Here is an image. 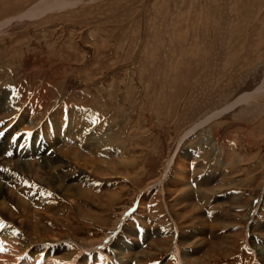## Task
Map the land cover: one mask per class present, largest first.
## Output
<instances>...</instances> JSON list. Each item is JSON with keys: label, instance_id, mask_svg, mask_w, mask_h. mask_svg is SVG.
I'll use <instances>...</instances> for the list:
<instances>
[{"label": "rangeland", "instance_id": "rangeland-1", "mask_svg": "<svg viewBox=\"0 0 264 264\" xmlns=\"http://www.w3.org/2000/svg\"><path fill=\"white\" fill-rule=\"evenodd\" d=\"M62 1L66 6L56 5ZM46 6L37 18L0 28V184L6 186L0 190V258L9 253L15 264H31L36 250L47 253L45 264H180L181 258L187 264H264L255 251H264V89L180 140L193 124L264 81V0H0V22ZM221 141L231 175L244 173L245 179L216 181L212 221L195 199L180 208L187 183L177 197L163 195L160 181L145 189L175 152L174 161L206 153L212 160L222 152ZM232 142L240 145V160L231 159ZM69 150L84 151L96 170ZM126 157L131 166L119 167ZM107 164L121 175L107 171ZM91 179L97 204L109 203L104 192L124 188L103 210L84 206L74 195L89 189ZM152 191L160 198L159 216L146 211ZM138 197L141 221L154 217L166 231L176 222L182 243L173 234L170 249L168 237L145 223L149 244H139L125 211ZM109 235L104 247L87 249ZM212 243L217 252L205 259ZM115 247L120 254L111 252Z\"/></svg>", "mask_w": 264, "mask_h": 264}, {"label": "crops", "instance_id": "crops-1", "mask_svg": "<svg viewBox=\"0 0 264 264\" xmlns=\"http://www.w3.org/2000/svg\"><path fill=\"white\" fill-rule=\"evenodd\" d=\"M208 124V123H207ZM202 144L204 145H207L208 143H206L205 141H203L202 142ZM202 144H201V146H202ZM225 143H223V141H221V146H222V152L219 154L218 153V157H215V158H212V160H210V159H208V157H209V155H208V153H206V154H203L202 155V157H200V155H197V156H193L192 158H189L188 156H184V158H185V161H186V170H184V172H183V174H185V176H186V178H187V180H186V182L184 183V184H188V187H186V191H185V193H183V195H184V197L182 196V197H180V203H181V205H180V208H182V206L183 207H189V206H191V205H185V204H189V203H187V201L188 202H190V203H192L193 201H194V199L195 200H197L199 203H200V205H198L199 207H201V209H202V211H203V217L206 219V218H209L208 220H206V222H209V221H212L211 219L212 218H216L217 217V215H214V213L215 212H217L218 210L216 209H213L211 206V204L213 203V200L218 196L217 194H219V193H214V191L216 190V187H218V185H217V180L218 181H220V182H223L224 184H226V183H229L230 184V181H232V180H239V179H241L242 177H243V179H245V174L243 173H241V174H238V175H231V173H232V170H233V168H232V165H231V163H232V161H226L227 160V154H226V152H225ZM238 144L235 142H232V148H233V156H231V159L233 160V161H236V160H240L241 159V151H237V148L240 146H237ZM206 147V146H205ZM201 150H203L202 148H200ZM231 150V149H230ZM125 151L126 152H129L130 153V151L131 150H129V149H125ZM97 155V154H96ZM220 155H221V158H220ZM205 156V157H204ZM171 157V156H170ZM169 157V158H170ZM169 158H168V160H169ZM188 158V159H187ZM128 159V157H126L125 158V161H122V160H119L118 162H117V164L119 165V167H126V168H129V166H131V164H130V161H131V159H129V161L127 160ZM168 160H167V162H168ZM95 161H97L98 162V157L97 158H95ZM103 161L104 160H101V161H99V162H101V163H103ZM174 161V160H173ZM171 162V165H170V167L169 168H167L166 169V164H165V166H164V168H163V170H162V173L160 174V175H158L156 178H154V180H152V181H150V187H148L149 186V184H148V186L145 188V189H147V188H151V184H157V182H161L162 184L160 185V187H161V193H163V195L165 194V193H169V191H170V193H173V195L175 196V197H177L179 194H178V191H176V190H181V186H182V184L181 185H179V183H177V182H175L174 181V179H173V177H174V162ZM166 162V163H167ZM174 168V169H173ZM105 169V168H104ZM93 170H96V169H93ZM107 170L108 171H110V173H114V170L115 169H108L107 168ZM140 170V171H139ZM141 170L142 169H138V170H134L135 172L136 171H139V173L141 172ZM246 170H247V168H246ZM116 172H117V174H119V175H121V173L119 172V170H118V168H117V170H116ZM173 172V173H172ZM93 174L94 175H97L98 176V174L97 173H95V172H93ZM102 174V173H101ZM109 173H106L105 175H108ZM115 174V173H114ZM237 174V173H236ZM122 178L121 179H124L123 177L124 176H121ZM136 177V176H135ZM110 178H116V177H110ZM118 179V178H117ZM127 179V178H126ZM248 179V178H247ZM127 180H129V179H127ZM94 181H96V179H91V182H90V187H89V189H86V190H84V191H87V192H89L91 195H89L90 197H92V198H84V197H81L79 194H75L74 195V198L75 199H77V200H79V201H81V200H84L85 202L83 203L84 204V206H86V205H88L87 203H90V205H89V207H97V208H99L100 210H103L104 208H106L107 207V205H110L111 204V202L113 201V200H111V197H113L112 195H113V193L114 192H118V191H120V192H122V188H124V187H121L122 185H120V184H118L115 188L117 189L116 191H110V192H104L103 194H104V196H109L110 197V199H109V203H107V205H103V204H101V203H99V204H97L96 203V200H95V197H97V195L96 194H93L90 190L91 189H95L96 188V183L94 182ZM123 181V180H122ZM130 182H131V180H130ZM129 182V183H130ZM173 182L174 183H176V184H173ZM118 183V182H117ZM170 183H171V185H170ZM163 184L165 185V186H167L166 188H164V186H163ZM186 184V185H187ZM185 185V186H186ZM222 186V185H221ZM220 186V187H221ZM162 187H163V190H162ZM173 188H177L174 192H173ZM189 188V189H188ZM210 188V189H209ZM149 189H147V192H150L151 190H149ZM152 189V188H151ZM172 189V190H171ZM206 190V191H205ZM237 191V190H236ZM236 191H233V192H231V193H237ZM239 192L238 193H240L241 192V190H238ZM138 192V194L140 193V190L139 191H137ZM137 192H136V194H135V196L137 195ZM143 192H144V190L141 192V194H139V197H140V195H142L143 196ZM156 193L157 192H153L152 191V193L150 194V196L147 198V200L145 201V203H146V211H148V213L149 212H152V211H156L155 212V215L157 216H159V212H157V208H159V205H160V198L157 196L156 197ZM204 193V194H203ZM214 193V194H213ZM120 194V193H119ZM243 194H245V195H248L247 193H241L240 195H243ZM186 195V196H185ZM139 197H138V199L137 200H135L133 203H132V205L131 206H129V208H128V210H125V211H127L126 212V216H129V215H131L130 216V219L132 220V222H131V224L133 225V230L134 231H136V233H135V237H136V239H137V241L139 242L140 240H142L139 244L140 245H145V244H147L146 243V240L148 241V236L146 235V232L145 231H151V229L149 228V227H147L146 228V226H145V223L146 224H153L154 225V227H152L153 229H155V230H159L158 231V233L159 234H163V235H166V237H168V239H169V247H170V249H171V245H172V243H170V242H172V240H173V238H172V236H173V233H178L179 232V234H178V236L180 237V229H179V227H178V224L176 223V222H174V225H175V230H172L173 228H174V226L172 227V228H169L171 231H166V229H163V228H161V227H158V226H155V224L154 223H156V219H154V217H149V218H147L145 221H147V222H144L143 223V221H141V216H138V215H140V214H137V212H139L138 210L136 211L135 209H136V207H137V204L139 205ZM147 197V196H146ZM189 197V198H188ZM135 198V197H134ZM172 199H174V198H172ZM203 199V200H202ZM114 200H116V199H114ZM182 200V201H181ZM253 200V199H252ZM149 202H151V203H149ZM253 202H255V201H252V203ZM255 205H256V203H254ZM138 207H140V206H138ZM151 207H153L154 209H152L151 210ZM164 205H163V207H162V209H161V216H165V214H166V212L164 211ZM191 208V210H192V208L193 207H190ZM142 209V208H141ZM255 209V211H256V208H254ZM134 210V211H133ZM151 210V211H150ZM170 210V209H169ZM140 211H142V210H140ZM146 211H144V213L146 212ZM254 211V212H255ZM171 212H174V211H171ZM141 213V212H140ZM164 213V214H163ZM178 213V212H177ZM180 214V213H179ZM172 215H175V213H173V214H171V217H172ZM160 216V217H161ZM174 217V216H173ZM173 217H172V220H173ZM94 218H96V217H94ZM124 218V216L122 217V219ZM140 218V219H139ZM146 218V217H145ZM175 218H177V217H175ZM89 219H93V218H89ZM144 227L147 229V230H145L144 229ZM213 231V230H212ZM209 234V233H208ZM150 235H153L154 236V234H153V232H151L150 233ZM176 237H178L177 236V234H174ZM206 235H207V233H206ZM174 236V238L176 239V237ZM150 237V236H149ZM178 237V238H179ZM193 237H195V239L194 240H197L199 237H196V236H193ZM161 239V238H160ZM179 242H181L182 243V240H180V238H179ZM149 244V243H148ZM147 244V245H148ZM136 246H137V244H136ZM139 246V245H138ZM152 246L153 247H157V245H156V242H153V244H152ZM157 248H159V247H157ZM181 248H183V246H181ZM192 256H194V254H192ZM185 258V257H184ZM204 258H205V256H204ZM206 259V258H205ZM257 260V259H256ZM255 264H258V263H255Z\"/></svg>", "mask_w": 264, "mask_h": 264}, {"label": "bare ground", "instance_id": "bare-ground-1", "mask_svg": "<svg viewBox=\"0 0 264 264\" xmlns=\"http://www.w3.org/2000/svg\"><path fill=\"white\" fill-rule=\"evenodd\" d=\"M47 1V0H46ZM60 2V1H59ZM57 3L56 5H59V6H63V4L65 5V3L62 1V3ZM49 3V2H48ZM44 4H45V2L43 3V6H44ZM67 4V3H66ZM47 5V4H46ZM52 6V5H51ZM66 6V5H65ZM47 7V6H46ZM54 7H55V5H54ZM58 7V6H57ZM39 8V7H38ZM53 8V7H52ZM56 8V7H55ZM47 10H49V8L47 7V8H44V9H37L36 7H32V8H30V9H28L27 11H25L24 13H20V15L18 16V17H14V18H10V19H5L4 21H1L0 22V28H2V27H4V26H6L7 24H9V22L11 21V20H13V19H17V18H25V17H27V18H37L39 15H42V14H44V12H46ZM1 30V29H0ZM5 87V86H4ZM263 89H264V81L260 84V86L259 87H257L254 91V93H252V92H245V93H243V94H241L238 98H236L235 100H233V102L232 103H228V104H226L225 106H223V108L221 109V110H217V111H214L213 113H210L209 115H207V116H205L204 117V119L202 120H200L199 122H196L195 124H193V126H191V127H189L187 130H185L184 131V133L182 134V136H181V138H180V140L181 141H183L184 140V138L185 137H187L188 135H190V134H192L193 132H195V130H197L198 128H200V127H202V126H204L206 123H208L210 120H212L213 118H216V117H219V116H221L224 112H226V111H228V110H230L231 108H233L235 105H237V104H239V103H242V102H244V101H247V100H249V99H251L256 93H259L261 90L263 91ZM5 96H7V95H5ZM0 100H2V99H0ZM72 112H74V111H72ZM69 113H70V111H69ZM76 113V112H75ZM68 114V113H67ZM34 115V114H33ZM32 115V116H33ZM54 115V114H53ZM53 115H52V118H53ZM69 115V114H68ZM30 116H31V114H30ZM55 116V115H54ZM67 116V115H66ZM86 116V115H85ZM88 117V116H87ZM90 117V116H89ZM37 118V117H36ZM60 119V118H59ZM107 119V118H106ZM36 120V119H35ZM58 120V119H57ZM62 120V119H61ZM60 120V121H61ZM26 121L28 122V123H31L32 122V120L31 119H26ZM53 121V120H52ZM54 121H56V120H54ZM72 121H74V120H72ZM89 121V120H88ZM63 122H64V120H63ZM69 122V121H68ZM18 123V122H17ZM70 124V123H69ZM30 125H32V124H30ZM43 125V124H42ZM53 125V124H52ZM60 126L62 125V127H63V125H64V123L63 124H59ZM66 125V124H65ZM68 125V124H67ZM76 125V124H75ZM19 126V125H18ZM71 126V125H70ZM72 127V126H71ZM87 127V126H86ZM28 128V127H27ZM76 128H77V125H76ZM64 129V128H63ZM63 129H62V131H63ZM68 129H71L70 127L68 128ZM68 131V130H67ZM69 131H72V129L71 130H69ZM81 132H82V129H81ZM109 133V132H108ZM60 134H61V132H60ZM75 135V134H74ZM93 135V134H92ZM113 135V133L111 134V136ZM115 135V134H114ZM77 136V135H76ZM87 136V135H86ZM110 136V135H109ZM85 137V136H84ZM37 138H39L38 136H37ZM74 138V137H73ZM89 138H91V137H89ZM112 138V137H111ZM113 138H114V136H113ZM113 138L111 139V140H113ZM118 138V137H117ZM32 139V138H31ZM50 139V138H49ZM86 139V138H85ZM115 139V138H114ZM57 140V139H56ZM72 140V139H71ZM93 140V139H92ZM92 140H89V142L90 141H92ZM102 140H104V138L102 139ZM64 141V140H63ZM84 141V140H83ZM94 141V140H93ZM122 141V140H121ZM111 142V141H110ZM118 142H119V140H118ZM87 143V142H86ZM108 144V143H107ZM90 145V144H89ZM79 146V145H78ZM85 146V145H84ZM96 146V145H95ZM96 147H98V146H96ZM76 148V147H75ZM74 148V149H75ZM85 148V147H84ZM70 149V148H69ZM74 149H72V150H74ZM94 149V148H93ZM78 150V149H77ZM81 150V149H80ZM79 150V151H80ZM88 150V149H87ZM95 150H96V148H95ZM114 150V149H113ZM61 151V150H60ZM94 151V150H93ZM82 152H84V151H81V154H82ZM88 152V151H87ZM86 152V153H87ZM95 152V151H94ZM51 153V152H50ZM62 153V152H61ZM24 154V153H23ZM64 154V153H63ZM68 154H69V156H72V158L74 159V160H78V162L79 161H83L84 160V162H85V164H87V165H90L91 164V162H92V160L91 159H87V158H85V157H83L81 154H78V153H76V151H71V150H69V152H68ZM84 154V153H83ZM95 154V153H94ZM106 154V153H105ZM115 154V153H114ZM175 154H176V152H175ZM175 154H173L172 156H171V158L169 159V161H168V164H167V166H166V168L169 166V164L173 161V158H174V156H175ZM52 155V154H51ZM55 155V154H54ZM92 155V154H91ZM90 155V156H91ZM88 157V156H87ZM92 157V156H91ZM62 158V157H61ZM60 158V159H61ZM90 158V157H89ZM103 158H105V157H103ZM111 158V157H110ZM48 159V158H47ZM58 159V158H57ZM59 159V160H60ZM72 159V160H73ZM108 159V158H107ZM121 159V158H120ZM123 159V158H122ZM125 159V158H124ZM188 159V158H187ZM100 160V159H99ZM98 160V161H99ZM5 161V160H4ZM19 161V160H18ZM43 161V160H42ZM41 161V162H42ZM119 161V160H118ZM10 162V161H9ZM47 162V161H46ZM72 162H74V161H72ZM104 162V161H103ZM108 162H111V161H108ZM175 164L174 165H176V170H175V173L178 175V178H179V180H177V178H175L174 179V181L175 182H177V183H179V185H181V184H183V183H185L186 181H185V179L184 178H186V176H185V174H183V172H184V170H185V168H184V162H185V158H184V156H182V158H181V156H179L178 157V160L177 161H173ZM0 163H2V162H0ZM34 163V162H33ZM56 163V162H55ZM58 163V162H57ZM80 163V162H79ZM78 163V164H79ZM93 163H94V161L92 162V165L91 166H93ZM99 163H101V162H99ZM4 164V163H3ZM14 164V163H13ZM19 164L21 165V166H24L25 168H29V167H31L33 164H31V163H29V162H25V161H20L19 162ZM73 164V163H72ZM77 164V165H78ZM51 165H52V163H51ZM83 165V164H82ZM98 165V164H97ZM171 165V164H170ZM65 166V165H64ZM102 166V165H101ZM107 166L108 167H106V168H108V169H115L114 170V173L115 174H117V172H116V170H117V166H115V165H113V164H107ZM9 167V166H8ZM18 167V166H17ZM52 167V166H51ZM116 167V168H115ZM187 167V166H186ZM20 168V167H19ZM33 168V167H32ZM60 168V167H59ZM58 168V169H59ZM16 169V168H15ZM93 169H96V163H94V166H93ZM104 169V168H103ZM174 169V168H173ZM14 170V169H13ZM29 170V169H28ZM31 170V169H30ZM43 170V169H42ZM57 170V169H56ZM108 171V170H107ZM164 171V170H163ZM16 172V171H15ZM33 172V171H32ZM35 172V171H34ZM42 172V171H41ZM103 172V171H102ZM21 173V172H20ZM53 173V172H52ZM60 173H62V172H60ZM95 173H97L98 175H101V173H100V171L99 172H95ZM173 173V172H172ZM17 174V173H16ZM19 174V173H18ZM31 174V173H30ZM34 174V173H33ZM32 174V175H33ZM43 174V173H42ZM103 174V173H102ZM176 174H174V176H176ZM61 175V174H60ZM127 175V174H126ZM15 176V175H14ZM17 176V175H16ZM22 176V175H21ZM28 176V175H27ZM63 176V175H62ZM9 177V176H8ZM19 177V176H18ZM31 177V176H30ZM46 177H47V175H46ZM52 177V176H51ZM14 178V177H13ZM23 178V177H22ZM34 178V177H33ZM65 178V177H64ZM86 178V177H85ZM30 179V178H29ZM75 179V178H74ZM78 179V178H77ZM80 179H81V177H80ZM184 179V180H183ZM1 180V179H0ZM12 180V179H11ZM28 180V179H27ZM46 180V179H45ZM67 180V179H66ZM18 181V180H17ZM29 182H30V180H28ZM58 181V180H57ZM28 182V183H29ZM32 182V181H31ZM38 182H40L39 180H38ZM42 182V181H41ZM22 183V182H21ZM60 183V182H59ZM67 183V182H66ZM65 183V184H66ZM61 184H62V182H61ZM60 184V185H61ZM173 184H176V183H174L173 182ZM5 185V184H4ZM3 184H0V190H2V189H4L6 186H4ZM42 185H43V183H42ZM50 185V184H49ZM77 185V184H76ZM170 185H171V183H170ZM64 186V185H63ZM52 187V186H51ZM50 187V188H51ZM62 187V186H61ZM167 187V186H166ZM182 187V186H181ZM86 188V187H85ZM55 189V188H54ZM67 189H69L70 190V188H67ZM74 189H76V188H74ZM78 189H79V186H78ZM177 188H173V192L176 190ZM189 189V188H188ZM36 190V189H35ZM68 190V191H69ZM162 190H163V187H162ZM172 190V189H171ZM182 190V189H181ZM37 191V190H36ZM54 191V190H53ZM73 191V190H72ZM29 192V191H28ZM30 192H32V191H30ZM170 192V191H169ZM68 193H70V192H68ZM119 193V192H118ZM34 194V193H33ZM32 194V195H33ZM72 194V193H71ZM76 194V193H75ZM77 194H79L80 196H82V197H84V198H91L89 195H91L89 192H87V191H82V190H78L77 191ZM114 194V193H113ZM204 194V193H203ZM61 195V194H60ZM116 195V194H115ZM71 196V195H70ZM70 196H69V198H70ZM113 196V195H112ZM186 196V195H185ZM67 197V196H66ZM115 197V196H114ZM4 198H6V197H4ZM189 198V197H188ZM73 199V198H72ZM71 199V200H72ZM117 199V198H116ZM22 200V199H21ZM32 200V199H31ZM141 200V199H140ZM180 201V200H179ZM182 201V200H181ZM9 202V201H8ZM12 202V201H11ZM28 203V202H27ZM40 204H41V202H39ZM49 203V202H48ZM187 203H188V201H187ZM12 204H14V203H12ZM38 204V203H37ZM189 204H191V203H189ZM188 204V205H189ZM7 205V204H6ZM141 205V204H140ZM166 205V204H165ZM16 206H18V205H16ZM184 206V205H183ZM19 207V206H18ZM27 207H29V206H27ZM24 208V207H23ZM26 208V207H25ZM196 208H194L193 210H195ZM16 210V209H15ZM41 210V209H40ZM167 210V209H166ZM17 211V210H16ZM26 211V210H25ZM39 211V210H38ZM46 211V210H45ZM50 211V210H49ZM32 212V211H31ZM35 212V211H34ZM7 213V212H6ZM19 213V212H18ZM23 213V212H22ZM26 213H28V212H26ZM173 213H175V212H173ZM41 214V213H40ZM7 215V214H6ZM19 215V214H18ZM23 215V214H22ZM28 215V214H27ZM26 215V216H27ZM33 215V214H32ZM179 213H175V217H177V219H178V217H179ZM24 216V215H23ZM29 216V215H28ZM27 216V217H28ZM42 216V215H41ZM32 217V216H31ZM35 217H37V216H35ZM173 217V216H172ZM10 218V217H9ZM11 218H12V216H11ZM45 218V217H44ZM174 218V217H173ZM25 219H27V218H25ZM176 219V218H175ZM28 220V219H27ZM10 222V221H9ZM23 222V221H22ZM36 222V221H35ZM20 223V222H19ZM29 223V222H28ZM32 223V222H31ZM34 224V223H33ZM18 226V225H17ZM217 226V225H216ZM27 227V226H26ZM30 227V226H29ZM37 227V226H36ZM20 228H22V227H20ZM32 229V228H31ZM115 229V228H114ZM119 229V228H118ZM117 229V230H118ZM18 230V229H17ZM21 230V229H20ZM27 230V229H26ZM30 230V229H29ZM16 231V230H15ZM34 231V230H33ZM41 231H42V229H41ZM131 231V230H130ZM36 232V231H35ZM115 232V231H114ZM18 233V232H17ZM26 233V232H25ZM29 233V232H28ZM43 234V233H42ZM173 234H175V233H173ZM179 234V233H178ZM21 235H22V233H21ZM58 234H56V236H57ZM111 235H113V234H111ZM130 235V234H129ZM13 236V235H12ZM24 236V235H23ZM40 236V235H39ZM43 236V235H42ZM35 237V236H34ZM41 237V236H40ZM63 237V236H62ZM179 237V236H178ZM177 237V238H178ZM25 238V237H24ZM23 237H22V239H24ZM28 238V237H27ZM30 238V237H29ZM37 238V237H36ZM72 238V237H71ZM102 238V237H101ZM112 237H110V235L106 238V240H104V241H100V242H96L97 241V239H96V243H97V245L96 246H94V245H89V247H87V249H89L90 250V248L91 247H95L96 249H99V248H101V247H104V245H105V243L109 240V239H111ZM172 238L173 239H175L174 238V236H172ZM1 240H2V238H0ZM14 239V238H13ZM73 239V238H72ZM20 240V239H19ZM30 240V239H29ZM50 240H53V241H55V240H58V238L57 237H55V236H50ZM81 240H83V239H81ZM131 240V239H130ZM198 240V239H197ZM5 241V240H4ZM13 241V240H12ZM77 243L79 242V244H80V247H82V245H81V241H80V239H78L77 238ZM84 241V240H83ZM94 241V240H93ZM174 241V240H173ZM194 241V240H193ZM193 241H191V242H193ZM219 241V240H218ZM3 242V241H2ZM8 242H10V241H8ZM7 242V243H8ZM23 242H24V240H23ZM22 242V243H23ZM42 242V241H41ZM47 242H48V240H47ZM56 242V241H55ZM105 242V243H104ZM175 242H176V240H175ZM4 243L5 242H3V245H4ZM27 243H29V242H27ZM50 243V242H49ZM87 243V242H86ZM86 243H85V245H86ZM89 243V242H88ZM186 243V242H185ZM190 243V242H189ZM0 244H1V241H0ZM9 244H11V243H9ZM12 244H13V242H12ZM20 245H21V243H19ZM94 244V243H93ZM121 244V243H120ZM22 245H24V244H22ZM49 245V244H48ZM53 245H55V244H53ZM88 245V244H87ZM2 246V245H1ZM0 246V247H1ZM84 246V245H83ZM122 246V245H121ZM12 247V246H11ZM15 247V246H14ZM21 247V246H20ZM124 247V246H123ZM126 247V246H125ZM173 247V246H172ZM211 247H212V251H207L206 250V253H205V257H210L211 258V256H213V254L214 253H216L217 251V247H216V244L215 243H212V245H211ZM22 248V247H21ZM83 248V247H82ZM86 248V247H85ZM175 248V247H174ZM177 248V247H176ZM181 248V247H180ZM11 249V248H10ZM25 249V248H24ZM121 248H117V247H115L114 249H112V253H114V254H116V255H118V254H120L121 253V250H120ZM26 250V249H25ZM184 250H186V249H184ZM264 250V249H263ZM12 251H13V249H12ZM18 251V250H17ZM88 251V250H87ZM96 251V250H95ZM194 251V250H193ZM255 251H256V256H257V262H258V260H259V258H264V251H262L261 250V248H259V247H256L255 248ZM19 252V251H18ZM25 252V251H24ZM84 252V251H83ZM148 252V251H147ZM179 252V251H178ZM6 253V252H5ZM17 253V252H16ZM49 253V252H48ZM69 253V252H68ZM82 253V252H81ZM151 253V252H150ZM191 253V252H190ZM18 254V253H17ZM16 254V255H17ZM182 254V253H181ZM191 254H194V253H191ZM3 255V254H2ZM49 255V254H48ZM68 255H70V253L68 254ZM78 255V254H77ZM183 255V254H182ZM215 255V254H214ZM22 256V255H21ZM81 256V255H80ZM104 256H105V258H106V254H104ZM121 256V255H120ZM137 256H139V257H143L144 255H142V254H138ZM19 257V256H18ZM32 257H33V261H32V263L31 264H45L46 263V259H45V257H48L47 256V253H45L44 255L43 254H41V252H37L36 250L35 251H33L32 252ZM71 259V258H70ZM69 259V260H70ZM179 260V259H178ZM86 261L87 262H89L90 261V258H88V259H86ZM61 262V261H60ZM72 262H74V261H72ZM108 262V261H107ZM180 264H185L186 262L185 261H183V259L181 258V260H180V262H179ZM0 264H15L14 263V259H13V257H12V255H10L9 253L8 254H6V255H4V258H0ZM48 264V263H47ZM54 264H56L55 262H54ZM59 264V263H58ZM74 264V263H73ZM82 264V263H81ZM105 264V263H104ZM107 264V263H106ZM121 264V263H120ZM187 264V263H186Z\"/></svg>", "mask_w": 264, "mask_h": 264}]
</instances>
